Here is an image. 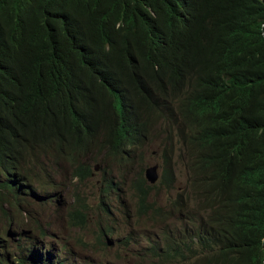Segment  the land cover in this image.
I'll use <instances>...</instances> for the list:
<instances>
[{
  "label": "trees",
  "instance_id": "trees-1",
  "mask_svg": "<svg viewBox=\"0 0 264 264\" xmlns=\"http://www.w3.org/2000/svg\"><path fill=\"white\" fill-rule=\"evenodd\" d=\"M150 145L161 186L174 185L175 162L184 169L171 207L197 224L142 255L264 264V0H0V264H66L4 225L28 200L53 202L43 190L59 163L89 180L97 151L120 174L140 159L139 214L161 219L138 154ZM119 184L105 176L104 195ZM88 213L77 196L67 219L84 229ZM109 235L98 229L99 249Z\"/></svg>",
  "mask_w": 264,
  "mask_h": 264
},
{
  "label": "rangeland",
  "instance_id": "rangeland-1",
  "mask_svg": "<svg viewBox=\"0 0 264 264\" xmlns=\"http://www.w3.org/2000/svg\"><path fill=\"white\" fill-rule=\"evenodd\" d=\"M138 154L144 158V171L147 167L158 165L160 176L162 173V159L160 150L151 145L142 150L138 149ZM140 159L134 160L130 164V173L123 172L111 164V159H107L104 153L97 151L88 161L92 166V177L80 183L72 178V170L65 163H59L53 173L51 187L43 190L44 197H51L53 202L39 207L33 200H28L27 204L21 207L20 211H13V221L4 225V230L9 234H22L24 237L22 245L31 249L34 253H44L50 251L57 260H65L66 264H155L160 258L149 260L142 255L144 251L154 246H163L168 236L182 237L197 224V214L195 224L188 221L186 209L177 210L172 208L176 200L183 203L180 194L183 190H188V178L182 175L175 162L173 168L176 174V182L171 189H166L156 184L157 189L153 191L152 198L149 199L150 207L155 199L156 209L159 214L166 217L162 223H157L152 217L139 218L140 214L138 194L133 189V184L139 178ZM53 165H49L52 168ZM114 178V183L119 184L118 190L113 191L107 197L104 195L103 180ZM146 182V180H145ZM147 185L151 186L149 182ZM155 186V185H154ZM82 199L89 206L88 225L84 229L73 227L68 219V211L75 205L76 197ZM190 206L197 207L198 198L192 195ZM37 204V205H36ZM104 208L109 209V213L104 212ZM210 215V212H209ZM198 218V222L201 219ZM3 220L0 219V225ZM109 226L113 230V235L105 240L108 248L99 249L96 242L98 229ZM40 229L47 234L42 237ZM183 231V233L181 232ZM89 247V249H87ZM96 248L97 250H94Z\"/></svg>",
  "mask_w": 264,
  "mask_h": 264
},
{
  "label": "clouds",
  "instance_id": "clouds-1",
  "mask_svg": "<svg viewBox=\"0 0 264 264\" xmlns=\"http://www.w3.org/2000/svg\"><path fill=\"white\" fill-rule=\"evenodd\" d=\"M139 148V147H138ZM137 148V149H138ZM89 166L91 167V170H92V166L89 164ZM153 166H155V165H152V166H149V167H147L146 169H145V171H144V177H143V179H144V181L146 180V182H149V180L147 179V177H146V170L148 169V168H150V167H153ZM159 167V166H158ZM161 170H162V167H161ZM178 170H180V172L182 173V175H184V176H186L185 175V171H184V169L183 168H181V166L179 165L178 166ZM73 173V172H72ZM92 174H93V171H92ZM158 174H159V179H158V181L156 182V183H154V184H152L151 182H149L150 184H151V186H154L155 187V189H157V187H156V184L159 182V184L161 185V177H162V173H161V176H160V167L158 168ZM175 178H176V174H175ZM137 180V179H136ZM175 182H176V179H175ZM147 184V183H146ZM175 184V183H174ZM174 186V185H173ZM172 186V187H173ZM149 187H150V185H149ZM165 188V187H164ZM154 189V190H155ZM166 189H168V188H166ZM153 190V191H154ZM186 191V189L185 190H183V192L180 194V198L181 199H183L184 200V197L182 196L183 194H184V192ZM152 194H153V192H152ZM152 198V197H151ZM176 201H178L179 202V199L178 200H176ZM175 201V202H176ZM153 202H155V199L153 200ZM137 210H138V212H139V209L137 208ZM163 215V214H162ZM158 216V215H157ZM148 217H152L153 219H155L156 221H157V223H162V221H164L165 219H166V217H163L162 216V218L161 219H158V218H155V217H153V216H148ZM148 217H141V215H140V219L141 218H148ZM160 221V222H159ZM9 233V232H8ZM10 235H12L13 237L15 236V237H18V236H21L22 234H18V235H15V234H10ZM98 236V235H97ZM97 236H96V238H97ZM96 242H97V240H96ZM102 249H104V248H101L100 250H102ZM94 250H97L96 248H94Z\"/></svg>",
  "mask_w": 264,
  "mask_h": 264
},
{
  "label": "water",
  "instance_id": "water-1",
  "mask_svg": "<svg viewBox=\"0 0 264 264\" xmlns=\"http://www.w3.org/2000/svg\"><path fill=\"white\" fill-rule=\"evenodd\" d=\"M158 168V165H155L146 170V177L152 184L156 183L159 179Z\"/></svg>",
  "mask_w": 264,
  "mask_h": 264
}]
</instances>
